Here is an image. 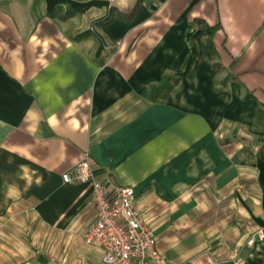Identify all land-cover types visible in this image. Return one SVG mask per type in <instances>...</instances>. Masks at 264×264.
<instances>
[{"label": "crops", "instance_id": "crops-1", "mask_svg": "<svg viewBox=\"0 0 264 264\" xmlns=\"http://www.w3.org/2000/svg\"><path fill=\"white\" fill-rule=\"evenodd\" d=\"M85 153L165 259L264 264V0H0V264L99 263Z\"/></svg>", "mask_w": 264, "mask_h": 264}, {"label": "built area", "instance_id": "built-area-1", "mask_svg": "<svg viewBox=\"0 0 264 264\" xmlns=\"http://www.w3.org/2000/svg\"><path fill=\"white\" fill-rule=\"evenodd\" d=\"M61 178L64 183L91 186L94 221L81 238L99 252L98 264H177L157 250L155 237L136 210L133 188H115L97 178L89 154L85 153ZM256 235L262 237L261 230L250 237L249 244Z\"/></svg>", "mask_w": 264, "mask_h": 264}, {"label": "trees", "instance_id": "trees-1", "mask_svg": "<svg viewBox=\"0 0 264 264\" xmlns=\"http://www.w3.org/2000/svg\"><path fill=\"white\" fill-rule=\"evenodd\" d=\"M202 21L201 20H198L197 21V23H201ZM202 24V23H201ZM214 27H212V26H208V25H206L204 22H203V24H202V28L200 29V30H196L195 32H194V35H197L198 33H200L202 30L204 31V32H206L209 36H211L212 34H213V32H214ZM1 186H2V180H1V178H0V189H1Z\"/></svg>", "mask_w": 264, "mask_h": 264}]
</instances>
